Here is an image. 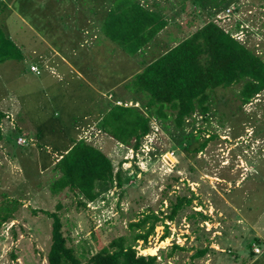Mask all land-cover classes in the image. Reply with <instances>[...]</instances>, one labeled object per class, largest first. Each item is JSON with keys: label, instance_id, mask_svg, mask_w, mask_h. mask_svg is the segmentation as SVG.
Returning a JSON list of instances; mask_svg holds the SVG:
<instances>
[{"label": "rangeland", "instance_id": "obj_1", "mask_svg": "<svg viewBox=\"0 0 264 264\" xmlns=\"http://www.w3.org/2000/svg\"><path fill=\"white\" fill-rule=\"evenodd\" d=\"M1 1L9 6L11 0ZM35 1L36 5H39L37 0ZM93 1L65 0L62 8L56 11L63 17L67 13L87 16L88 22L80 34L84 47L80 48L77 55L85 57L83 60L86 56L91 60L92 65L84 67L86 72L91 71L95 81L104 78L105 84L117 77L121 78L124 74V82H126H119V87L122 86L119 96L135 98L136 93L128 90L136 86L135 83L130 82L133 76L128 73L130 56L128 61L124 51L116 44H114L115 51H105L109 40L105 39L97 27L100 13L103 12V7L108 6V2L104 3L103 7L99 6L94 13L88 11ZM69 4L73 8L69 9ZM208 10L212 9L200 7L191 0H186L185 9L180 11V5H177L176 1L170 14L180 12L178 20L182 23L183 33L186 36L209 20H213L220 27L228 30L234 38L238 40L246 38L247 44L250 47L254 46L257 53L264 58V0H235L229 4L225 3L212 15ZM42 14L43 17L38 16L41 21L39 24H43L49 18L47 13ZM16 22V20L11 22L13 28L23 32L24 30L20 29ZM67 23L70 24L71 21L68 20ZM236 25H239V28H236ZM57 30L60 31V28L57 27ZM72 32L73 28L70 27V34ZM166 37L167 32H162L158 39L162 41ZM11 39L17 42L12 34ZM95 40L101 45L96 46ZM159 40L158 42L153 40L147 45L152 51V57L160 54ZM112 47L113 45L110 49ZM63 50L64 53L69 52L66 48ZM83 50H86L85 54ZM150 56L151 53L146 51L145 54L134 55L133 59L138 64L146 60L144 57L151 60ZM64 57L71 66L74 60L78 59L74 51H71L70 58L67 55ZM52 62L53 60L49 61ZM49 63L47 61L46 64ZM55 63L58 64L55 61L53 66ZM5 65L0 66V92L2 91L5 96L9 95L8 97L0 95V110L9 116L8 120L2 119L0 126L6 132L10 131L12 135L14 134L12 129L16 131L19 129L21 135L19 142L22 137L35 142L33 122L38 118L36 116L38 114L34 113L35 108L44 110L43 116L49 113L52 107V111L58 110L59 107L63 110L62 107H66V112L70 116H78L83 112L81 94L77 87L79 81L77 84L68 85H64L61 81L56 84L46 82L48 89L37 90L25 86L21 80L22 76L19 77L20 74L17 72L16 63H11L12 71L6 70L11 67L5 68ZM49 73L44 72L39 77L56 81ZM67 81L70 82L68 78ZM114 83L115 81L112 84ZM240 87L235 85L218 90L214 99L217 107L211 109L215 111L211 114L213 118H209L207 123L198 121L201 122L197 123L199 127H206L209 129L208 132L219 135L209 141L196 157L187 154L182 148L187 145L183 137L188 130L192 131L191 126H186L183 133H175L173 137L151 120L152 127L140 138L138 147H128V150L105 133L91 128L83 131L86 136L89 131H94L97 136L94 137L92 134L88 140L105 151L113 163L114 171H117L119 166L124 177L121 187L114 185L94 202L86 203L85 207L76 205L77 198L68 189L57 194L50 192L49 181L56 173L51 171V167H42L40 160L36 158V150L33 154H29V161L17 162L11 154L13 146L9 142V147L6 142L3 143V147H0V200L2 193H7L11 197L20 198L21 203L14 212V218L0 227V264H46L51 219L41 211H54L57 202L61 204L58 213L63 222L67 245L74 248L81 263L85 264L87 257L108 245L115 237L128 236L130 233L128 222L139 217L140 213L153 210L158 215L161 211L165 214L169 207V199L174 201L177 196H190L191 193L195 196L191 204L184 206L185 208L179 211L174 221H164L168 224L169 236L161 240L163 226L157 225L154 234L149 236L146 247L143 246L142 241H138L136 246L138 254L154 255L157 260L161 259L162 263L168 264H264V93L239 109L240 100L237 98V93ZM118 89H109L114 99L118 98ZM122 90L127 92L126 96ZM38 94L45 95L49 101L60 96L61 104L47 105L43 102L42 96L37 97ZM20 97L24 98L22 108L25 107V110L18 103ZM218 102H221L222 106L218 107ZM102 103L104 107L107 106L105 101ZM114 104L132 106L133 101H115ZM217 110L220 113H217ZM28 115L35 120L31 121ZM195 116H198V113ZM195 130L194 128L192 131L194 135L197 132ZM42 161L46 162V157L42 158ZM45 165L46 163L43 166ZM195 211L208 216L207 221L198 219L200 224L198 228H201L198 230L204 232L202 234L204 238L210 240L208 247L211 250L202 257L191 259L195 246V234L192 231L196 229L192 223L198 217L189 220L188 216ZM172 243L189 250L176 251L173 258L165 257ZM253 243L260 244L263 251L256 258L251 254ZM206 245L207 241L201 239L198 247ZM158 249H163L162 255Z\"/></svg>", "mask_w": 264, "mask_h": 264}, {"label": "trees", "instance_id": "obj_2", "mask_svg": "<svg viewBox=\"0 0 264 264\" xmlns=\"http://www.w3.org/2000/svg\"><path fill=\"white\" fill-rule=\"evenodd\" d=\"M21 1L14 2L17 5L12 3V7H19L21 17L28 24L34 25L38 31L44 32L45 26L39 24L41 21L38 15L32 16V12L30 14L27 8L23 11L25 6L22 5L23 3L20 4ZM176 1L177 5H180V11H183L186 0H94L91 9L88 10L96 13L99 6L103 7V4L108 2V6L103 7V12L100 13L98 30L130 57L141 51L151 53L150 57H152V51L147 47L148 43L153 40L158 42L159 34L167 32L166 39L159 40L160 54L152 57L151 61L130 80L136 86L128 90L136 93V98H133L139 102L140 107L114 104L102 110L97 118L93 115L95 109L93 106H84L85 109H89L88 116L85 115L86 113L70 116L66 112V107H62L63 110H60V107L58 110H50L43 116L44 111L35 108L34 113L38 114L36 115L38 118L35 120L28 115L31 121L35 120L33 122L35 142L25 137L23 144L17 142V138L21 137L19 129L17 131L12 129L14 133L12 135L10 131L6 132L0 126V147H3L5 142L9 147V142L13 146L11 154L14 160L29 161V154H33L36 150V158L40 160L42 167H51V171L56 173L49 181L51 193L57 194L68 189L76 196V205L85 207L86 203L94 202L114 185L121 187L123 184L121 168L118 166L117 171H114L113 163L105 151L88 140L94 131H89L88 136L83 134V131L87 129L81 123L88 117L93 116L92 119H95L93 127L95 131L105 133L117 143L132 148H137L140 138L149 132L151 120L158 123L157 125L173 137L175 133H183L186 126H191L190 130L193 131L195 128L197 135L188 130L183 137L187 145L182 148L187 154L196 157L209 141L219 135L208 132L209 129L206 127L201 128L202 126L197 125L201 122L207 123L209 118H213L211 114L215 111L211 109L217 107L214 99L215 96L217 97L218 90L240 85L237 93V98L240 100L239 109L264 93V58L257 53L255 47H250L246 38L245 40L234 38L228 30L220 27L213 20H209L186 36L183 33L182 23L178 20L180 12L170 14ZM191 1L200 7L212 9L208 10L212 15L225 3L229 4L235 0ZM4 10L8 13L11 9L8 4L0 0V16ZM81 15V21L83 19L87 23V16ZM76 17L77 13H74V18ZM8 19L11 25L13 17L11 19L8 16ZM18 21L26 25L25 21L21 19ZM236 28H239V25H236ZM8 31H5L0 23L1 64L5 60H15L19 62V65L24 63L27 65L29 60H26L16 41L11 39L12 32ZM77 67L79 69V65ZM6 70L12 71V68ZM20 100L22 108L24 98L20 97ZM134 100H132L133 103ZM53 101V103L61 104L60 100ZM46 104L49 103L46 102ZM220 106L222 103L218 102V107ZM22 109L25 110V107ZM218 111L216 112L220 113ZM196 113L199 117L195 116ZM8 116L6 112L0 110V125H2V119L8 120ZM85 116L87 117L84 118ZM170 120L173 121L170 122ZM199 120L201 122H198ZM78 132L82 135L81 137H78ZM45 157L46 162H43L42 158ZM44 163H46L45 166H43ZM19 199L2 193L0 227L14 218V212L21 203ZM193 199H195L193 193L190 196H177L174 201L169 199V207L165 214L161 211L158 215L153 210L140 213L139 217L128 222L130 229L128 236L115 237L108 245L87 257L85 264H168L162 263L160 258L157 260L154 255L138 254L136 246L138 241H142L143 246L146 247L149 236L154 234V229L159 224L163 226L160 239L168 237V224L164 221H174L179 211L184 206L190 205ZM60 209L61 204L57 202L54 211H41L51 219L46 264H82L74 248L67 245V239L63 233V222L58 213ZM195 217L198 218L192 223L196 229L192 231L195 234V246L191 259L202 257L211 250L208 247L210 240L204 238L202 235L204 232L198 230L201 229L198 228V219L207 221L208 216L195 211L188 216V219L193 220ZM188 237L189 235L186 239ZM201 239L207 241L206 246L198 247ZM254 245L259 246L253 243L252 251ZM170 246V251L165 256L168 258H173L176 251L189 250L176 243ZM259 248L261 253L257 254L253 251L251 254H262L263 251L260 246ZM162 250L158 249L161 255Z\"/></svg>", "mask_w": 264, "mask_h": 264}, {"label": "crops", "instance_id": "obj_3", "mask_svg": "<svg viewBox=\"0 0 264 264\" xmlns=\"http://www.w3.org/2000/svg\"><path fill=\"white\" fill-rule=\"evenodd\" d=\"M18 0H11L9 7L11 10L10 13H7L5 10L4 12H2V15L0 16V23H2L3 29L5 31L9 30V33H11L14 37H16L17 39V46L20 47V49H25L23 50L24 52V57H26L27 60H29V62L27 63V65H32V64H36L40 67L41 72L40 74L36 75L34 73H32L29 70V66L26 68V64H22L19 65L18 61L15 60H5L2 64L0 62V66L3 64H6V66H10L11 67V63H16V65L18 66V70L17 72L20 74V76H22V79L25 86H29L30 88L33 89H48V84L46 82H51L56 84V82H62L64 85H68V84H77V81H79L80 83L78 84V90L80 91V100H81V105L83 108V112L82 113H86L85 115H89V109H85L84 106L90 107L93 106L94 109V113L93 115H95V117L97 118L99 116V113L101 114L102 110L108 109L111 105H114V102H120V101H126V100H134L133 97H129V98H121L119 96V93H121V87H119L120 85V81H122V83L125 80V75L123 74L121 78L117 77V79L112 80L110 83L105 84L104 83V78L100 79L99 81H95L91 71L90 72H86V68L87 65L91 66V60L86 59L83 60L84 58H81L78 55V52H80V48L84 47L83 43L81 42L82 40H80V34H81V30L82 28L86 27V22H84V20L81 18L82 16H78L77 13V17L74 18V14L73 15H68V13L63 17L61 16V14H57L56 10H60L59 8H62V4L63 1L65 0H37L39 5H36V1L35 0H22L20 4H22L23 6H25V8L23 9L26 10V8L28 9V12L31 14L32 12V16L35 15L37 13L38 16H42L43 17V12L47 13L49 15V18L44 21L43 25L45 26L46 31L41 32L38 31V29H36V27L34 25L28 24L22 17H21V13L19 12V7L13 8L12 5L16 4ZM16 2V3H14ZM13 3V4H12ZM17 5V4H16ZM68 8V7H67ZM71 8V5L69 4V9ZM8 16H12L14 20H19L21 19L23 22L25 21L26 25L24 26L23 23H20L18 20L16 22V24L19 26L20 29H23V32H19L17 28H13V24L11 23V25L9 24V19ZM11 17V18H12ZM19 17V18H17ZM62 17L64 19H62ZM72 17V18H71ZM17 18V19H14ZM70 20L71 23L68 24L67 21ZM11 21V22H12ZM4 24V25H3ZM56 24V25H55ZM57 27L60 28V31L57 30ZM70 27L73 28V32L72 34H70ZM26 35V36H25ZM46 35V36H45ZM71 38V39H70ZM105 39L109 40L108 38L105 37ZM70 40V41H69ZM31 41V42H30ZM97 41V40H95ZM68 42H70L68 44ZM96 46L97 45H101L100 43H94ZM113 45V47L110 49V46ZM60 45V46H58ZM65 45V46H64ZM25 47V48H24ZM62 48V49H61ZM64 48H66V51L69 50L68 53H64L65 51L63 50ZM51 49V50H50ZM59 49V50H58ZM74 51V54H76V57L79 58L76 59V61L74 60L73 62V67L68 63V60L64 57L65 55L68 56V58L71 57V51ZM116 49L114 48V43H112L109 40V44L108 46H106L105 51H115ZM86 51V50H85ZM85 51L83 50V53L85 54ZM93 52H95V50H93ZM55 53V55H54ZM60 53H62L64 56H62ZM99 53V52H97ZM145 54V51H141V54ZM95 54V53H93ZM125 54V53H124ZM89 55V53H88ZM96 56H98L97 54H95ZM104 55V54H103ZM127 56L128 61H129V56L127 54H125V57ZM95 57V56H94ZM134 56L130 57V71L128 72L130 76H134L136 73H138L139 71H141L151 60H148L146 57H144L146 60L142 61L141 63L136 64L134 62ZM53 60V62H58L55 63V65L53 66V62L49 63V61ZM67 60V62L65 61ZM72 59H70L71 61ZM79 62H78V61ZM82 60V62H81ZM48 61V65L46 64ZM76 62V63H75ZM78 62V64H77ZM8 63V64H7ZM46 64V65H45ZM72 64V63H71ZM45 65V66H44ZM77 65H79V69L77 67ZM59 66V68H58ZM86 67V68H84ZM1 68V67H0ZM12 68V67H11ZM16 68H14V70H16ZM89 69V68H88ZM54 70V72L52 71ZM90 70V69H89ZM44 72H50V76L55 79L56 81H49L47 79H42L40 80V75H42ZM1 74V72H0ZM40 76V77H39ZM67 78L70 80V82L67 81ZM27 79H28V83H27ZM40 80V81H39ZM129 80V79H128ZM108 81V79H107ZM115 81L114 84H112ZM60 82V83H61ZM126 82V81H125ZM124 82V83H125ZM113 88H119L118 89V94L117 97L118 98H113V94L109 89H113ZM124 91V95H127V92ZM0 95L3 97H8L9 94H7V96H5L2 91L0 92ZM23 96V95H22ZM38 96H42L43 97V102H47V103H53V99L52 100H48L46 99L45 95L42 94H38ZM136 98V97H135ZM20 99V98H18ZM56 101L61 102V98L60 96L58 98H55ZM20 101H18V103L20 104ZM103 101H105L107 103V106L104 107L103 106ZM139 102L136 101V99L134 100L133 105L136 106L138 105ZM125 106V105H124ZM129 106V105H127ZM99 109L100 112H99ZM52 110V109H51ZM44 111V110H43ZM87 116H85L84 118H86ZM93 117V116H92ZM92 117H88L84 120V122L82 121L81 124L85 125V129H87V131L91 128L93 129V127L95 126L94 120L92 119ZM86 131V130H85ZM80 133L78 132V137H81L82 135H79ZM93 136L96 137L97 135L93 132ZM260 246V244H258ZM252 251V250H251ZM253 252V251H252ZM257 255H254V258H256ZM253 261V260H251Z\"/></svg>", "mask_w": 264, "mask_h": 264}, {"label": "built area", "instance_id": "obj_4", "mask_svg": "<svg viewBox=\"0 0 264 264\" xmlns=\"http://www.w3.org/2000/svg\"><path fill=\"white\" fill-rule=\"evenodd\" d=\"M29 69H30V71H31L32 73H35V74H39V73H40V69H39V67H37L36 65H30ZM20 138H21V137H18V138H17V142H18L19 144H23V143L25 142V139L22 137L21 142H19V139H20ZM253 251H254L255 253H257V254L261 253L260 248H259L258 246H255V245L253 246Z\"/></svg>", "mask_w": 264, "mask_h": 264}, {"label": "clouds", "instance_id": "obj_5", "mask_svg": "<svg viewBox=\"0 0 264 264\" xmlns=\"http://www.w3.org/2000/svg\"><path fill=\"white\" fill-rule=\"evenodd\" d=\"M30 67V66H29ZM40 69V68H39ZM30 70V69H29ZM40 72H41V69H40ZM35 74V73H34ZM40 74V73H39ZM36 75H38V74H36ZM137 106V105H136ZM155 126H157V125H155ZM151 127H152V125H151ZM120 145H122L121 143H120ZM124 146V145H123ZM132 148V147H131ZM127 150H128V147H127ZM259 247V246H258Z\"/></svg>", "mask_w": 264, "mask_h": 264}, {"label": "bare ground", "instance_id": "obj_6", "mask_svg": "<svg viewBox=\"0 0 264 264\" xmlns=\"http://www.w3.org/2000/svg\"><path fill=\"white\" fill-rule=\"evenodd\" d=\"M150 252H152V250H150Z\"/></svg>", "mask_w": 264, "mask_h": 264}]
</instances>
